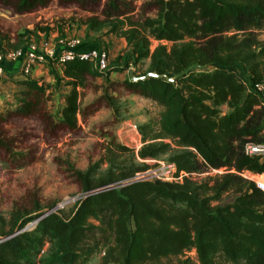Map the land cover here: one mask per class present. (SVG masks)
<instances>
[{
    "label": "trees",
    "instance_id": "obj_1",
    "mask_svg": "<svg viewBox=\"0 0 264 264\" xmlns=\"http://www.w3.org/2000/svg\"><path fill=\"white\" fill-rule=\"evenodd\" d=\"M54 1L0 0V9L18 15V23L0 15V54L26 49L41 32L49 35L52 25L34 12ZM56 1L74 7L71 19L88 30L124 36L125 61L100 70L91 60L61 61L56 54L45 60L55 82L15 79L25 87L16 91L14 105L0 109V165L13 171L41 158L44 147L30 142L34 126L51 144L82 132L103 106L116 115L124 89L163 106L157 118L139 124V155L169 153L183 177L136 178L149 167L144 164L119 173L108 168L97 178L106 155L87 169L60 158L82 194L70 211L53 205L41 217L42 197L26 187L9 219L0 210V236L21 229L0 241V264H87L95 254L98 264H264V190L244 174L264 172V153L248 149L264 143V92L257 87L264 81V0ZM146 58L149 66L138 74L178 76L110 77L113 70L136 71ZM57 62L63 75L52 66ZM98 76L106 81L98 83ZM62 82L71 89L54 111L50 88ZM23 119L36 124H13ZM111 136V143L132 150ZM192 249L196 259L184 256Z\"/></svg>",
    "mask_w": 264,
    "mask_h": 264
},
{
    "label": "rangeland",
    "instance_id": "obj_2",
    "mask_svg": "<svg viewBox=\"0 0 264 264\" xmlns=\"http://www.w3.org/2000/svg\"><path fill=\"white\" fill-rule=\"evenodd\" d=\"M74 13V7L65 8L60 6L55 0L48 7L36 10L34 17H36V20H41L42 24L49 22L57 30L59 38H64L66 43L75 36L83 38L79 31L82 24L71 19ZM0 15L12 18L15 21H17L15 18H18V15L13 16L8 9L3 8L0 9ZM29 26L34 27V23H30ZM260 36L264 37V29L260 30ZM50 41L54 42L53 35H46L44 32L40 33V38L32 40V42L39 45V52L43 53L44 56L49 55ZM116 56L115 61L118 59H120L121 63L125 61L124 53H121V51ZM112 62H114V59L111 57L110 65ZM149 62V58L144 59L136 68V72L145 71L149 66ZM40 64L47 67L45 62ZM128 73L129 69L126 74ZM3 75H6L5 69L0 77ZM94 95L95 93H90L89 98ZM134 96L133 93L122 89L119 99L121 103L120 111L118 110L116 115L111 107L103 106L95 115L91 116L88 123L84 124L82 132L65 134L60 140L51 144L41 141L42 134L39 128L34 126L32 130L35 136L30 139V142H39L44 147L41 158L13 171H9L5 166L0 165V210L4 216L9 219L15 202L24 195L26 187L38 189L46 209L53 205L54 208H64L65 211L72 209L82 194V190L69 177L67 165L61 164L60 158H69L77 168L87 169L90 164L95 163L101 156L106 155L110 159L100 162V166L95 173L97 178L105 176L108 168L119 173L122 169H127L128 167L144 166V164L154 166L161 161L167 163L169 153H161L158 156L147 158L141 157L138 153L144 143L139 124L151 118H157L163 106L152 99ZM9 106L11 104H8L7 107ZM7 107L4 106L3 109ZM227 109L228 107L224 105L223 110L226 111ZM27 121H30L33 125L36 124L35 120L26 119L16 121L13 124L18 125ZM111 134L114 135L117 142L131 147L132 150L120 149L115 143H111ZM167 140H170V138H167ZM223 170V168H220L196 172L194 177L200 179L207 174H214ZM244 174L255 180H264L263 174L250 170H247ZM33 223L30 222L26 227L32 226ZM184 256L196 259L195 249L188 250ZM99 260L100 254H95L87 264H98Z\"/></svg>",
    "mask_w": 264,
    "mask_h": 264
},
{
    "label": "crops",
    "instance_id": "obj_3",
    "mask_svg": "<svg viewBox=\"0 0 264 264\" xmlns=\"http://www.w3.org/2000/svg\"><path fill=\"white\" fill-rule=\"evenodd\" d=\"M52 30L55 29L52 28L51 31L49 32V35L50 36L53 35L54 42L50 41L49 47L58 51L60 46L64 47L66 45L64 43V38L62 37L59 38L57 30L55 31ZM79 31L82 34L83 38L81 43H79L76 46V49L89 50L94 47H100V46L105 47L107 45V49L110 53V58L112 57L114 59V62H112V64L121 63L120 59L115 61V58L117 57L116 55H118L120 51L121 53H125L129 49L127 40L124 36H118L114 33H104L101 34L100 36L98 33L92 30H88L85 24H82ZM23 61H24V56L14 57L9 53L5 54V56L1 61V64L3 65L6 72V75H3L5 77L3 76L0 77V109L1 110L3 109L4 106L7 107L8 104L14 105L16 91L25 87L24 84L17 83L15 81V79L17 78H23L26 75H28V74H24L21 70ZM45 66L47 65L45 64ZM52 66L56 68V70L60 75H63L64 65L62 63L59 62L53 63ZM127 70L128 69L113 70L110 73V77L113 79H124L127 75H129V73L126 74ZM31 76L35 78H42L49 82H55V75L54 73L51 72L50 66L44 67L42 64L38 62L35 63V67L33 69ZM96 80L98 83L101 84L106 81V78L104 76H98ZM50 89L52 90V97H53L51 101V106L52 109L54 108V111H57L61 103L65 101V95L70 91L71 85L62 82L58 86L51 87ZM133 94L136 97L148 98L141 96L137 93H133ZM259 174L264 175V172Z\"/></svg>",
    "mask_w": 264,
    "mask_h": 264
},
{
    "label": "built area",
    "instance_id": "obj_4",
    "mask_svg": "<svg viewBox=\"0 0 264 264\" xmlns=\"http://www.w3.org/2000/svg\"><path fill=\"white\" fill-rule=\"evenodd\" d=\"M82 39L79 36L70 38L61 50L56 53V50L49 47V55L54 56L58 55L61 61L69 59L75 56L80 57L81 59L91 60L94 63V66L100 70H106L110 66L111 58L110 53L105 46L94 47L89 50H77L76 46L81 43ZM39 45L35 42L28 44L26 49H17L11 50L7 53L11 54L14 57L24 56V61L22 63V72L24 74L32 75L35 63L45 62L46 58L49 55L44 56L43 53L39 52ZM6 53V54H7ZM5 56V54H4ZM0 54V61L4 57ZM4 73V67L0 63V76ZM258 89L264 92V81L257 84ZM248 149L251 152H262L264 153V143H250ZM165 168V170H163ZM158 177L165 180H179L183 177V172L177 173L176 165L172 162L161 161L154 166L150 165L146 170L140 171L137 173L136 178H152ZM260 188L264 190V180H256Z\"/></svg>",
    "mask_w": 264,
    "mask_h": 264
},
{
    "label": "water",
    "instance_id": "obj_5",
    "mask_svg": "<svg viewBox=\"0 0 264 264\" xmlns=\"http://www.w3.org/2000/svg\"><path fill=\"white\" fill-rule=\"evenodd\" d=\"M129 75H130V78L133 79V80H137V79H145V78H148L149 76H158V77H164L166 76L169 80H175L176 77L178 76V74L176 75H173V76H168L167 74H163V73H159L157 70H149L147 71L146 73H143V74H138L136 73L135 71V68L134 67H131L129 69ZM52 210V209H51ZM50 209H47L44 211V213L42 214L41 217H43L44 215L48 214L50 211ZM21 229H17L15 232H13L12 234H8L6 236H0V241L12 236L13 234L19 232Z\"/></svg>",
    "mask_w": 264,
    "mask_h": 264
}]
</instances>
